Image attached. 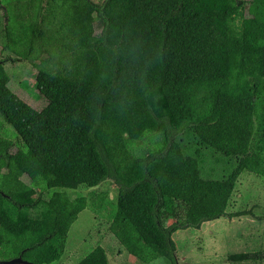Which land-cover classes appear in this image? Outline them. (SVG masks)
<instances>
[{
  "label": "trees",
  "instance_id": "obj_1",
  "mask_svg": "<svg viewBox=\"0 0 264 264\" xmlns=\"http://www.w3.org/2000/svg\"><path fill=\"white\" fill-rule=\"evenodd\" d=\"M0 9V115L12 129L0 120V259L38 264L42 248L59 260L79 213H99L108 189L40 190L111 180L108 233L144 263L176 264L173 232L224 215L244 171L264 178V0H0ZM5 61L37 70L41 108L9 87ZM156 91L167 115L153 111ZM248 256L264 251L229 258ZM78 264H108L106 249Z\"/></svg>",
  "mask_w": 264,
  "mask_h": 264
},
{
  "label": "rangeland",
  "instance_id": "obj_2",
  "mask_svg": "<svg viewBox=\"0 0 264 264\" xmlns=\"http://www.w3.org/2000/svg\"><path fill=\"white\" fill-rule=\"evenodd\" d=\"M100 3L102 0H91ZM86 10L90 11L89 6ZM95 15V14H94ZM3 12L0 9V34ZM102 20L95 16L97 32L102 29ZM9 76V87L22 99L35 108L45 104L43 98L37 97L35 88L37 70L27 62H3ZM27 87V88H25ZM151 104L156 115H167L163 97L159 91L151 96ZM0 120L3 118L0 115ZM2 126L12 131L10 125L3 122ZM12 133V132H10ZM15 135V134H14ZM16 147L12 149L14 151ZM108 189V196L99 213L95 214L84 209L71 225L65 252L59 260H54L42 248L35 249L34 255L38 264H78V262L97 244L102 245L107 252L108 264H171L161 256L150 263H144L132 256L107 231V226L113 219L117 205L118 187L111 181L102 182L93 188L78 187L77 189H41L44 198L53 190L65 191L70 198L86 195L91 189ZM245 211L242 214L229 213ZM33 209L31 215L38 214ZM176 219H170L171 224ZM176 246V257L179 264H264V258L255 259L248 256L243 260H233L229 256L236 253L257 254L264 251V178L244 171L238 181L226 213L221 217L203 222L200 228L180 227L172 234Z\"/></svg>",
  "mask_w": 264,
  "mask_h": 264
},
{
  "label": "water",
  "instance_id": "obj_3",
  "mask_svg": "<svg viewBox=\"0 0 264 264\" xmlns=\"http://www.w3.org/2000/svg\"><path fill=\"white\" fill-rule=\"evenodd\" d=\"M0 264H37L28 259H24L21 256L11 258V259H0ZM176 264H179V260L176 257Z\"/></svg>",
  "mask_w": 264,
  "mask_h": 264
}]
</instances>
